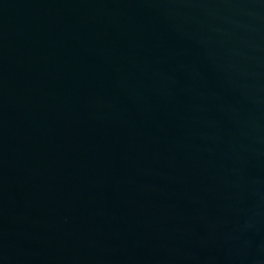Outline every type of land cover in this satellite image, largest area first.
<instances>
[{
    "label": "water",
    "instance_id": "obj_1",
    "mask_svg": "<svg viewBox=\"0 0 264 264\" xmlns=\"http://www.w3.org/2000/svg\"><path fill=\"white\" fill-rule=\"evenodd\" d=\"M0 264H264V0H0Z\"/></svg>",
    "mask_w": 264,
    "mask_h": 264
}]
</instances>
